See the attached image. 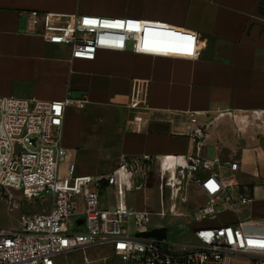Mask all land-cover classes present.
Returning <instances> with one entry per match:
<instances>
[{
	"label": "crops",
	"instance_id": "crops-1",
	"mask_svg": "<svg viewBox=\"0 0 264 264\" xmlns=\"http://www.w3.org/2000/svg\"><path fill=\"white\" fill-rule=\"evenodd\" d=\"M262 2L0 0V97L51 102L87 99L84 109H66L63 127V145L71 159L68 166L74 164L79 176L112 172L126 156L190 154V114L198 113L203 124L224 113L208 129L206 155L213 147L214 159L221 160L220 174L226 170L224 166L231 172L230 164L239 163L234 174L246 183L237 182L242 192L255 198L248 206V219H264ZM31 10L159 23L196 35L201 55L190 58L103 50L94 61L72 60L68 46L46 44L41 36L27 33L25 12ZM135 90L145 92L140 107L132 106ZM253 112L262 114L263 124L252 117ZM151 182L150 175L138 192L150 188ZM195 188L203 201L191 211L207 202ZM113 194V189L103 191L102 206L114 204ZM128 205L151 212L143 201L128 200ZM242 209L219 213L213 223L243 221L238 217Z\"/></svg>",
	"mask_w": 264,
	"mask_h": 264
},
{
	"label": "built area",
	"instance_id": "built-area-1",
	"mask_svg": "<svg viewBox=\"0 0 264 264\" xmlns=\"http://www.w3.org/2000/svg\"><path fill=\"white\" fill-rule=\"evenodd\" d=\"M25 14L27 33L41 36L46 44L68 46L72 60L94 61L103 50L190 58L201 55L196 35L159 23L37 10ZM168 33L192 37L191 54L183 51L187 41ZM144 99V90H135L132 106L140 107ZM87 103V99L51 102L0 97V188L21 191L30 200L51 201L48 212L25 213L17 228H0V264H58L57 257L72 252H82L84 264L107 261L88 259V250L100 248L110 249L122 264H264V219L212 222L219 213L238 212L255 202L234 177L226 179L220 174L219 158L206 155L208 129L224 113L203 124L198 113L190 114V154L126 156L112 172L97 175L79 176L70 164L63 175L61 163L70 156L63 145L66 109H84ZM252 117L262 123L260 112H253ZM230 170L238 172L239 163L232 162ZM150 175L158 177L164 199L169 193L167 212L159 214L181 218L177 233L187 226L192 235L189 244L136 237L163 227L168 228L169 238L176 237L169 224L149 228L150 214L128 205V194L143 188ZM193 187L207 202L189 212L187 196ZM233 188L239 191L237 198L231 193ZM106 189L114 192L110 207L101 204ZM43 193L52 197L47 199ZM162 206L166 207L165 200ZM210 221L212 224H206ZM129 223L136 228L134 235L128 230Z\"/></svg>",
	"mask_w": 264,
	"mask_h": 264
},
{
	"label": "rangeland",
	"instance_id": "rangeland-1",
	"mask_svg": "<svg viewBox=\"0 0 264 264\" xmlns=\"http://www.w3.org/2000/svg\"><path fill=\"white\" fill-rule=\"evenodd\" d=\"M216 152L213 147H209L207 150L208 159H214ZM71 162V159L67 158L61 163V172L64 175L66 169L68 168V164ZM225 167V171L222 174L224 178H236V180L240 184H245L246 179L237 176L236 174L230 172ZM236 175V176H235ZM152 179L151 187L138 192L134 191L128 194V200H139L143 201L149 206H151V212L149 213V226L148 227H161L163 225L169 224L170 229L175 233V238L170 236L171 240H175L177 244L185 245L189 244V240L192 239V235L189 232V228L185 226V230L177 233V223H180L181 218H173L168 213L167 215H160L159 213L166 211L169 207V193L166 194L165 199L163 198L160 182L158 181V177L155 176ZM189 199L187 202V211H191L193 207L199 205L203 200L201 194L196 190L195 187L189 190ZM232 195L237 198L239 195V191L236 188L231 189ZM247 194V193H246ZM249 195V194H247ZM43 196L47 199L52 197L51 193H43ZM166 202V207L162 206V203ZM51 206V201H47L45 203L34 201L28 199L23 192L21 191H13L8 189L0 188V228L3 229H12L17 228L19 226L20 216L25 213H44L48 212ZM249 207L246 209H242L238 213V217L240 220H245L250 218ZM213 222V221H212ZM212 222H207L206 224H212ZM182 223V222H181ZM129 232L134 235L136 228L132 223L128 224ZM88 259L89 260H99L105 259L107 261H97L92 264H122L115 257H113L110 249L108 248H100L96 250H88ZM58 264H84L85 255L82 252H72L68 255H62L56 258Z\"/></svg>",
	"mask_w": 264,
	"mask_h": 264
},
{
	"label": "water",
	"instance_id": "water-1",
	"mask_svg": "<svg viewBox=\"0 0 264 264\" xmlns=\"http://www.w3.org/2000/svg\"><path fill=\"white\" fill-rule=\"evenodd\" d=\"M168 228L163 227V228H155V229H150L142 233L136 234V237L138 238H143V239H155V240H169L170 238L167 235Z\"/></svg>",
	"mask_w": 264,
	"mask_h": 264
},
{
	"label": "snow or ice",
	"instance_id": "snow-or-ice-1",
	"mask_svg": "<svg viewBox=\"0 0 264 264\" xmlns=\"http://www.w3.org/2000/svg\"><path fill=\"white\" fill-rule=\"evenodd\" d=\"M85 23H95V21H85ZM167 35L175 37L177 40H184L188 42V46L183 49V51L187 52L188 54H191V42H192V37H182L178 36L177 34L174 33H168ZM170 50H179V49H170Z\"/></svg>",
	"mask_w": 264,
	"mask_h": 264
},
{
	"label": "trees",
	"instance_id": "trees-1",
	"mask_svg": "<svg viewBox=\"0 0 264 264\" xmlns=\"http://www.w3.org/2000/svg\"><path fill=\"white\" fill-rule=\"evenodd\" d=\"M259 11L264 15V2H262V4L260 5Z\"/></svg>",
	"mask_w": 264,
	"mask_h": 264
}]
</instances>
